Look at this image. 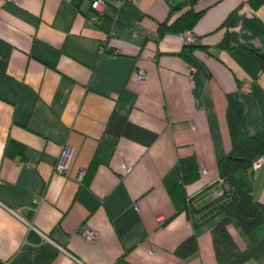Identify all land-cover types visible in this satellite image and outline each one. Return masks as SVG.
Returning a JSON list of instances; mask_svg holds the SVG:
<instances>
[{"label": "crops", "instance_id": "1", "mask_svg": "<svg viewBox=\"0 0 264 264\" xmlns=\"http://www.w3.org/2000/svg\"><path fill=\"white\" fill-rule=\"evenodd\" d=\"M104 1L91 23L88 0H0V261L216 264L212 229L223 216L195 228L170 192L188 156L200 169L188 195L220 180L230 96L247 132L264 134V2ZM190 10L200 13L194 44L160 33ZM253 195L264 204V167ZM192 234L198 250L179 257Z\"/></svg>", "mask_w": 264, "mask_h": 264}, {"label": "trees", "instance_id": "2", "mask_svg": "<svg viewBox=\"0 0 264 264\" xmlns=\"http://www.w3.org/2000/svg\"><path fill=\"white\" fill-rule=\"evenodd\" d=\"M263 2L264 0H251L255 7ZM199 15L200 13L192 10L187 11L176 23L162 25L160 33L192 29ZM227 121L232 146L218 162L220 180L194 195H188L187 185L199 179L200 169L195 156L184 157L179 160L181 180L170 194L177 210H186L195 228L214 217L223 216L212 229L216 264H245L251 260L264 264V237H259L256 233V228L264 224V204L253 195L252 169L254 159L264 154V134L251 135L247 132L241 108L233 96H230L228 101ZM221 180L224 181L221 185L222 194L207 197L208 192L219 185ZM232 225L245 237L246 248L239 246L230 231L229 227ZM198 248L197 236L192 234L176 247L175 253L181 258H186Z\"/></svg>", "mask_w": 264, "mask_h": 264}, {"label": "built area", "instance_id": "3", "mask_svg": "<svg viewBox=\"0 0 264 264\" xmlns=\"http://www.w3.org/2000/svg\"><path fill=\"white\" fill-rule=\"evenodd\" d=\"M90 2V7H91V12L88 15V20L91 23H98V21L100 20L101 15H103L105 8L107 7V3L104 0H88ZM181 36L185 42V44H194L197 41V34L192 30V29H185L184 31L181 32ZM102 52H106V44L105 46L103 45L102 48ZM139 77L141 79H143L145 77V73L142 69H139ZM243 88L245 90L249 89V85L245 84L243 86ZM71 147L67 146L63 149V151L61 152V154L59 155L57 162L55 164V171L58 173H63L66 174L67 173V169H68V158L71 154ZM264 167V154L258 156L257 158L254 159L253 163H252V169L253 171H257L258 169ZM131 169L130 166L126 167V170L129 171ZM86 174V170L85 169H81L79 170L78 174H77V179L79 180H83ZM222 184H224V181L221 180L220 184L213 187L212 188V193L215 196H219L222 194L223 192V187L221 186ZM38 203V200H37ZM82 234L84 235V237L87 240H96L98 238V233L95 230L92 229H88L85 228L82 231ZM49 240H51L50 238H48ZM63 250L66 251V249L62 248ZM67 252V251H66ZM117 264H125L121 261L117 262Z\"/></svg>", "mask_w": 264, "mask_h": 264}, {"label": "water", "instance_id": "4", "mask_svg": "<svg viewBox=\"0 0 264 264\" xmlns=\"http://www.w3.org/2000/svg\"><path fill=\"white\" fill-rule=\"evenodd\" d=\"M0 264H7V263H5L4 261H0Z\"/></svg>", "mask_w": 264, "mask_h": 264}, {"label": "rangeland", "instance_id": "5", "mask_svg": "<svg viewBox=\"0 0 264 264\" xmlns=\"http://www.w3.org/2000/svg\"><path fill=\"white\" fill-rule=\"evenodd\" d=\"M213 197H215V195Z\"/></svg>", "mask_w": 264, "mask_h": 264}]
</instances>
